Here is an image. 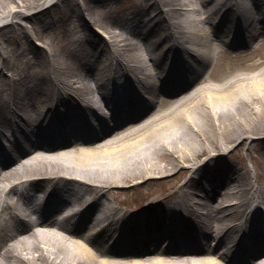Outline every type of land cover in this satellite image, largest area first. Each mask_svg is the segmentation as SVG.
Wrapping results in <instances>:
<instances>
[{"label":"bare ground","instance_id":"6f19581e","mask_svg":"<svg viewBox=\"0 0 264 264\" xmlns=\"http://www.w3.org/2000/svg\"><path fill=\"white\" fill-rule=\"evenodd\" d=\"M263 127L264 0H0V264H264Z\"/></svg>","mask_w":264,"mask_h":264},{"label":"rangeland","instance_id":"374dc122","mask_svg":"<svg viewBox=\"0 0 264 264\" xmlns=\"http://www.w3.org/2000/svg\"><path fill=\"white\" fill-rule=\"evenodd\" d=\"M124 1H126V0H122V4L124 3ZM150 1H153V0H149V2ZM155 1V0H154ZM33 3V2H32ZM31 3V4H32ZM131 5H132V3H131ZM32 5H28V9H30V7H31ZM129 7V8H128ZM128 7H127V9H126V12H129V10L131 9V6H130V4L128 5ZM133 7V6H132ZM39 9V8H38ZM153 9V8H152ZM132 10L134 11L132 14L131 13H128L127 15L128 16H126V14H125V16L126 17H128V21H131V22H133V23H135V24H137L138 25V27L136 28V30H138V28L140 27L141 28V23H140V20L138 21L137 20V18H136V16H135V8L133 7L132 8ZM154 12V11H153ZM137 13V12H136ZM156 13V12H155ZM125 17V18H126ZM142 17V16H141ZM130 26V25H129ZM41 42V41H40ZM99 46L100 47H105V45H104V43L103 42H99ZM104 58H105V55L103 56ZM231 59V58H230ZM239 60L240 59H238V58H233L232 59V61H235V62H239ZM257 96V95H256ZM261 108V104L258 102V101H256V102H254V108H253V110H255V109H260ZM249 112L248 113H250V112H253L252 111V109H250V110H248ZM255 116H257V113L256 114H254V117ZM231 125L233 126V129L234 128H236V126H237V123L236 122H234V121H231ZM237 129H239V126H237ZM25 130H27L28 131V129H25ZM262 131V132H261ZM257 132H260V133H257ZM257 132L256 131H254L251 135H253V136H257V135H263L264 134V127L263 128H260L259 130H257ZM9 137V134H7V135H5V138H8ZM5 141V139L2 141V143H3V145H4V142ZM238 143H239V141L238 142H235V143H233V144H231V145H225L224 144V146H221V147H216V152L217 153H229V152H231L232 150H233V153L234 154H231V155H229V157H226V159L227 160H229V161H232V162H234V163H236L239 167H243L242 169L243 170H247L248 168H252L253 169V166H252V162L250 161V160H247L248 159V155L246 154V150H244V149H240V148H242V147H240V148H238ZM226 147V148H225ZM2 150V149H1ZM235 150H237V151H235ZM3 151V150H2ZM224 151V152H223ZM207 152H208V150L207 151H205V153L203 154V155H199L196 159V162H199L203 157H204V155H207ZM3 155H5V154H3ZM181 174L182 173H180L179 175H177V176H175L176 175V169L175 170H170L169 172H165V173H161V174H154L155 176H158L157 177V179H159V181H158V183H150V187L152 188V189H155V190H157V191H161L162 193H164V192H166L167 190L166 189H164V187L166 188V186L168 185V183H170V181H173V182H179V183H181L182 182V180L184 179V176H181ZM160 176V177H159ZM15 178V177H14ZM13 178V179H14ZM16 179V178H15ZM175 180V181H174ZM127 189V188H126ZM133 194V198L134 199H141V197H140V193H138V192H131V195ZM137 202V201H136Z\"/></svg>","mask_w":264,"mask_h":264}]
</instances>
